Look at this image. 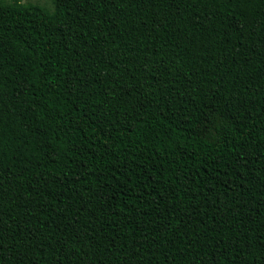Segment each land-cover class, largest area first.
<instances>
[{"label": "trees", "instance_id": "1", "mask_svg": "<svg viewBox=\"0 0 264 264\" xmlns=\"http://www.w3.org/2000/svg\"><path fill=\"white\" fill-rule=\"evenodd\" d=\"M264 0H0V264H264V81L195 130Z\"/></svg>", "mask_w": 264, "mask_h": 264}, {"label": "rangeland", "instance_id": "2", "mask_svg": "<svg viewBox=\"0 0 264 264\" xmlns=\"http://www.w3.org/2000/svg\"><path fill=\"white\" fill-rule=\"evenodd\" d=\"M50 10L53 0H25ZM264 81V4L196 127L201 135L240 122Z\"/></svg>", "mask_w": 264, "mask_h": 264}]
</instances>
